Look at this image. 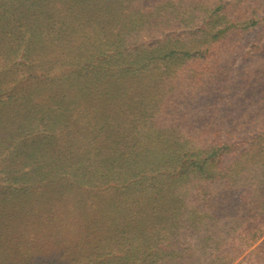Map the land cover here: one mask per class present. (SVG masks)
Segmentation results:
<instances>
[{
  "label": "rangeland",
  "instance_id": "rangeland-1",
  "mask_svg": "<svg viewBox=\"0 0 264 264\" xmlns=\"http://www.w3.org/2000/svg\"><path fill=\"white\" fill-rule=\"evenodd\" d=\"M42 1L45 7H54V12L59 11V15L63 8L66 9L65 0L53 4L48 0ZM106 1L110 4L112 0ZM172 1L123 0L116 12L107 10L102 13L97 9V2L88 0L86 3H90L89 6H78H81L76 11L79 20L74 21L68 29L62 28L56 42L49 40L50 43L42 44L44 46L30 48L28 44L32 31L40 30L34 23L19 25L17 21L20 15L10 19L8 13L4 12L15 5L22 11L20 4L28 7L27 2L36 5V0H0V55L9 61L4 67L0 64V71H4L5 67L11 70L14 65L20 66V62H23L28 67L34 66L41 76V79L27 86L30 96L26 95V99L12 105L7 103L8 97L0 96V141L8 139L12 143L0 149V190L5 189L4 177L8 180L11 175L27 172L30 175L40 165L44 169L36 175L52 176L40 181L42 185L25 183L29 184L31 195L12 210L18 211L16 217L5 215L4 221H0V244L5 247V243L12 240V246L0 250L3 264H75L76 257L71 255L76 253L77 247H80L78 257L86 256L91 249L98 247L96 240L105 236L109 228L105 222L102 225L104 218L100 214L96 217L97 227L92 224L95 211L102 208L100 204L107 196L111 200L117 198L118 185L122 180L118 183L112 179L97 180L101 168L107 170L110 167L108 163H102L101 166L96 164V167H100L98 174L92 171L88 175L76 176V179L72 177L74 174L65 175L77 159L76 152L73 153V149H77L75 142L78 145L86 142L90 144L88 166L95 161H106L107 155H114L112 160L117 159L116 154L122 145L133 147L138 140H141V146L148 141L154 144L159 142L164 136L162 130L151 138L148 136L149 139L145 138L146 134L142 139L135 135L140 128L143 132L147 131L149 123L144 117L142 120L138 118V105L144 99L142 105L146 106L152 97L167 98L170 102L166 108L171 114L166 115L164 122L169 123L173 118L171 122L176 121L181 129L180 132L178 127L173 129L172 135L168 137L173 144L175 141H190L192 146L188 153L205 148L210 143L220 146L216 177L210 183H200L197 191L193 189L188 192L189 203L193 202L192 205L200 208V223H207L209 217L218 215L216 222L210 226L218 235V240L219 237L224 239L220 241L221 248L227 251L224 255L232 257L229 264H264V23L252 27V16L250 19L244 18L249 10L262 15L260 11L263 9L251 5L262 4L264 0H240L241 6L233 0H224L223 11L228 9L230 14L241 7L239 28L234 31L232 38L219 41L220 44L209 51L207 44L196 38L204 30L203 26L192 22L186 28L193 7L188 9L186 0L179 1L175 8L174 2L169 7ZM140 5H143L142 9ZM197 10L195 12L202 13ZM111 16H114L113 20H110ZM81 18L87 24L83 25L84 28L80 26ZM100 20L104 24L106 22L105 26ZM4 26L16 34L25 29L5 48L2 47L6 43L2 40L6 35L3 34ZM244 26L246 28L242 30ZM166 38L172 40L176 47L184 46L192 51L189 62H182L180 67L168 64L166 68L161 64L153 66L146 60L143 66L147 65L149 72H132L140 61L134 55L150 56L155 45ZM197 48L202 49L203 58L195 56L194 53H199ZM15 52L17 56L13 61L19 64L10 63L11 55ZM31 53L38 55L32 56ZM25 55L30 57L25 59ZM49 60L46 67L43 62ZM216 68L226 71L223 78L214 72ZM26 70L27 67H22L23 72ZM256 70L260 72L259 82L249 86ZM94 74L95 80L92 78ZM137 75H142V78ZM51 84L61 88L64 86L63 91L59 92L60 97L49 98L51 100L48 102L41 101L44 98L42 93L52 89ZM69 85L72 90L67 92ZM129 96L134 97L133 100ZM119 98L126 99L121 101ZM127 109L130 111L127 112ZM114 114L119 115L116 123L120 133L99 134L102 127L109 129L116 124L115 120L106 118ZM124 114L129 116L122 117ZM153 114L158 117L162 112ZM155 123L159 125L161 121ZM130 126L135 129L134 133L124 134V129ZM188 127L196 131L189 134ZM25 133L38 137L57 135L60 145H64L61 157L65 158L64 151L70 149L66 154L67 161L63 165L58 164V168L50 169L41 160H48L47 157L37 159V163L30 160V146L25 148L22 143ZM184 134L188 135L185 137ZM252 138L257 141L253 140L250 146L248 143ZM80 149V152L86 151ZM16 152L21 153L16 161L4 162V156ZM9 166H12L11 172ZM50 180L53 182L50 183ZM74 181L77 184L72 185ZM81 197L93 210L90 218H84V212L79 211L77 199ZM122 225L118 223V226ZM93 229L97 231H91ZM198 245L196 240L185 244L191 251L189 255L201 256ZM91 259L92 264H102L104 257L92 256ZM81 264L86 263L83 260Z\"/></svg>",
  "mask_w": 264,
  "mask_h": 264
},
{
  "label": "trees",
  "instance_id": "trees-1",
  "mask_svg": "<svg viewBox=\"0 0 264 264\" xmlns=\"http://www.w3.org/2000/svg\"><path fill=\"white\" fill-rule=\"evenodd\" d=\"M48 1L50 4H53L55 1L61 2L63 0ZM87 1L88 0H65L66 4H64V6L66 9L63 8L60 15L59 11L54 12V7H45L42 0L39 2L36 0V5L32 2H27L28 7H24L20 4L22 11L19 6L15 5L9 10L6 9L4 13H8V18L10 19H15L20 15L17 21L19 25L27 24V22H29L34 23V25L37 26L40 32L32 31V37L29 41L30 45L28 44L30 48H33L38 45L50 43L49 40H51V42H56V37H60L59 31L62 28L68 29L74 21L79 20L78 18H80V16L76 15V11L83 4L89 6L90 3H86ZM179 1L181 2L183 0H174L169 7L174 2L175 8V5ZM92 2H97L99 4L97 8L98 11L105 13L107 10L116 12L118 4L122 3L123 0H112L110 4L106 0H92ZM224 2V0H186L188 9L193 7V9H190L193 10V12L189 16V23L186 25V28L192 22L196 25L203 26L204 30L198 33L199 36L196 38H200L203 44H207L208 51L213 49L211 47L220 44L222 40L225 41L227 37L232 38L234 36V31L236 32V29L239 28V22L241 20L240 15L242 14L240 11L241 7L238 8L239 10L230 14L228 13V9L223 11V7H225ZM233 2L238 6H241L242 4L240 0H233ZM198 3L199 5L196 7ZM79 5L81 6L78 7ZM252 6L254 8H257L258 6L259 10L263 9L260 11L262 15H259L257 11L254 12L246 7L250 12H248L247 15H244V18L250 19L252 16L251 19H253L254 22L251 26L254 27L264 23V2L262 4L252 3L251 7ZM142 8L143 5H140V9ZM197 9L201 10L202 13L195 12V10L198 11ZM100 16L101 15H98V17ZM109 18L110 20H113L114 16ZM79 22L80 26L83 28V25H87L82 18ZM100 22L105 26L106 22L105 24L101 20ZM1 28L2 25H0V30ZM245 28L246 26H244L242 30ZM3 30V34L6 35L2 37V40L6 43L2 47L5 48V45H7L8 42L17 39L25 29H22L17 34L9 30L7 26H4ZM97 48L98 47L95 49ZM197 49L198 50L196 51H199V53H194L195 56L203 58L204 54L202 53V49ZM191 52L192 51L187 50L184 46H181L180 48L176 47L172 40L166 38L164 41L155 45V48L150 53L151 57H146V54L143 55L144 57L135 54L134 56H136V60L140 61H138L139 66L132 72H149L147 65L143 66V62H146V60L148 61V64L153 66L161 64L167 68L168 64H174L180 67L189 62V59H191L193 55ZM30 55H38V53H31ZM30 55H25L24 58L27 59ZM11 56L10 63L19 64L14 63L13 61L17 56L16 52L12 53ZM0 57V64L3 65L2 67L9 63V61L4 60L1 55ZM49 63L50 60L43 62L46 67ZM24 66L27 67L25 72L22 71V67ZM3 70L4 71H0V96L8 97L9 101L7 103H11L12 105L15 104L16 101L26 99V95L30 96V92L27 91V86L30 83H34L36 79V81L41 79V76H39L40 73L36 71L34 66L29 65L28 67L27 65H23V62H20V66L14 65L11 70H7L6 67ZM214 72L223 78L226 71H224V69L216 68L214 69ZM259 73V70L253 72L249 86L250 84L253 85L259 82ZM100 75H102V72ZM212 75L214 76V74ZM43 76L46 77V75ZM137 77L142 78V75H137ZM92 78L95 80V74ZM55 86L56 89L54 90ZM55 86L51 84L50 88L52 89L46 93H42L44 98L41 101L48 102V100H51L49 98L55 99L60 97L59 92L63 91L62 89L64 86L62 88L58 87V85ZM71 88L72 86L69 85L67 92L72 90ZM228 89L230 90L231 87H228ZM142 90L146 91V89L143 88ZM62 94L65 95V93ZM123 96L124 95H121V97ZM243 97L247 98L246 95ZM133 98L134 97L129 96L130 100H133ZM124 99L126 98H119L121 101ZM143 103L144 99L141 104L138 105L140 110L138 112V118L142 120L144 117L149 123H147V131L143 132L140 128L135 135L140 139L144 137V134H146L145 138H148V136L151 138L157 131L162 130L164 136L159 142L154 144L153 141H148L141 146V140H138L136 141L137 144L133 147L127 148L122 145L119 147V151L116 154L118 157L117 159L112 160L114 155L112 157L107 155V159H105L106 161H100L101 163L95 161L90 166H88V148L90 144L86 142L83 143V145H78V143L75 142L77 144V149H73V153L76 152L77 159L72 166L73 168L71 167L69 169L70 171H66L65 175L74 174L72 177L76 179V176L79 177L83 174L88 175V173L91 174L92 171H95L98 174L100 167H96V164L99 163L98 165L101 166L102 163H108L110 167H108L107 170L102 167V172L98 174L99 176L97 180L104 179V181H111L110 179H112L114 183H118L119 180H122V183L118 185L119 192L116 194L117 198L115 200L112 198L111 200V198L107 196V198L103 199V202L100 204L102 208L99 207L95 211L96 214L92 224L97 227L96 217L100 214V216L104 218L102 225H104V222L108 225L107 227L109 229L107 234L105 236L102 235V238L100 237L96 240V246L98 247L95 250L91 249L86 256L78 257L80 254V247H77L76 253L71 255L76 257L74 263L76 264L77 262V264H81L84 260V263L92 264L91 258L93 256L104 257L102 264H229L232 257L224 255L227 251L226 249L221 248L222 242L220 241H224V239L219 237L220 239L218 240V235L213 232V228L210 226L216 222L218 215L215 214L214 217H209L207 223H200V208H198V205H192L193 202L189 203L190 194H188V192H191L193 189H196L197 191L200 183H210L216 177L215 169L218 163L217 158L221 155V153H219L220 146L215 143H210L207 144L205 148L188 153V149L192 146L190 141H175L173 144V142L168 139V137L172 135L173 129L179 126V124H176V121L175 123L171 122L173 121V118H171L169 123L164 122L166 115L171 114L166 108L170 105L168 99L163 97L160 99H153L152 97L147 101L146 106L143 107ZM128 111L130 110L127 109V112ZM159 111L162 112V115L155 117L153 113ZM118 116V114H114L113 117L107 116L106 118L113 119L116 123ZM127 116H129V114L122 115V117ZM122 117L120 116V119ZM42 118L43 116H41V120ZM157 121H161V123L158 125L155 123ZM132 128L133 127L130 126L124 129V134L127 133V135H132L135 130ZM177 129H179V127ZM185 130L186 129H184V132L186 133ZM131 131L133 133H131ZM180 131L181 129L178 130V132ZM195 131L196 129H194V132ZM187 132L189 134L194 133L189 127ZM115 133H120L118 123L112 125L109 129L102 127L99 130V134L102 135H112ZM32 135H30V133H25L23 136L26 137L22 142L25 148L30 146V152L28 153V158L30 160L36 161L37 159L40 160L43 156L47 157L48 160H41L46 166H49L48 168L50 169L54 167L58 168V164L63 165L65 161H67L66 154L70 152V149L64 151V153H66L64 154L66 159L61 157L62 155H60V153H63L64 145H60L61 143H59L60 141L58 140L59 138L57 135L46 134L45 136L39 135V137ZM187 135L184 134L185 137ZM253 140L257 141L256 138L250 139L248 143L250 146H252ZM11 144L10 140L4 139L3 141H0V149L2 150L4 146ZM223 147L224 146H222V149ZM80 148H84L86 151L80 152ZM78 154H81L82 156L79 157ZM20 155V152H16L15 154L9 153L7 156H4V162L10 161L13 163ZM103 157L98 158L102 159ZM37 162L38 161H36V163ZM11 167L12 166H9L10 172ZM43 169L44 168L40 165L36 168L37 171L30 175L27 174V172L26 174L21 173L18 176L11 175L8 180H5L7 179L6 177L2 179L3 182H5L3 184V188L5 189L0 190L1 222L4 221L5 215L8 217L12 214L13 217H16L15 214L18 211L14 210L12 212V210L17 209V205H21V203L31 195V193H29L30 189L28 188L29 184L27 185L25 183L30 182L31 185L39 183L42 185L43 183H40V181L46 180V177L52 178V176L50 177L48 175L45 177L36 175ZM121 169L123 170L122 172ZM119 172L121 173L118 174ZM31 176L36 177L33 178ZM48 181L49 180H47L46 183ZM51 182L53 181L50 180V183ZM75 184H77V181L72 183V185ZM1 188L0 184V189ZM77 203L78 207L81 209L79 211L82 213L84 212V218H90V213L93 211L91 206L84 203L82 197L81 199H77ZM108 204H112V206H109ZM196 204H198V202ZM103 209L106 210V213ZM118 223L123 225L120 227L118 226ZM116 226H118V228L113 229V227ZM9 231L13 232L14 230L10 229ZM91 231L95 232L97 230L93 229ZM227 234H229V232L226 233V235ZM192 240H196V245L199 244L198 247L201 249V256L195 257L194 255H189L191 251L185 247V244ZM11 241L5 243L7 245L5 247L4 244L1 243L0 250L12 246ZM146 254H148V256H145ZM222 261L226 262L220 263ZM0 264H3L1 256Z\"/></svg>",
  "mask_w": 264,
  "mask_h": 264
}]
</instances>
